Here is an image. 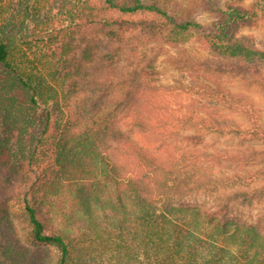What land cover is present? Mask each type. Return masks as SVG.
I'll return each mask as SVG.
<instances>
[{
	"label": "trees",
	"instance_id": "trees-1",
	"mask_svg": "<svg viewBox=\"0 0 264 264\" xmlns=\"http://www.w3.org/2000/svg\"><path fill=\"white\" fill-rule=\"evenodd\" d=\"M246 1L223 0L201 24L142 0H0V264H264V217L243 216L264 196L254 185L264 178V153L250 156L260 169L233 175L242 187L221 205L188 197L200 173L186 164L196 155L175 156L170 130L152 123L147 98L161 85L135 56L156 41L194 43L210 54L203 70L227 66L264 82V49L241 34L264 21V0ZM140 12L155 18L127 48L134 61L118 68L122 50L111 46L97 70L96 32L123 43L124 16ZM196 59L190 68L200 69ZM93 78L88 94L82 86ZM188 88L180 123L201 131L182 143L208 134L264 142L251 111L244 129L198 114L202 98L234 110L236 98L209 85ZM79 97L84 107L73 111ZM12 186L26 191L8 195Z\"/></svg>",
	"mask_w": 264,
	"mask_h": 264
},
{
	"label": "rangeland",
	"instance_id": "rangeland-1",
	"mask_svg": "<svg viewBox=\"0 0 264 264\" xmlns=\"http://www.w3.org/2000/svg\"><path fill=\"white\" fill-rule=\"evenodd\" d=\"M252 1H246L245 5L250 4ZM142 2L145 5H156L161 8L167 6L177 12L179 16H192L201 24H209L215 16L214 10L223 3V0H142ZM153 18L155 17L149 12L124 16L126 25L130 27V32L125 36L123 43L112 41L104 33L96 32V36H100V39H98L97 70L101 67L100 59L109 53L111 46L113 48L119 47L122 50L118 68L127 61H134L132 57H129L127 48L130 44L131 46L136 44V39H140L151 30L149 27L154 26L151 21ZM241 34L251 37L258 47L264 49V21L255 26L243 28ZM146 46L140 48L135 56L141 59L140 65L151 72L155 85H161L156 94L147 98L155 114H152V123L161 124V126L170 130L166 140L175 146V150L173 149L175 156L182 153L196 155L194 163L191 160L186 164L188 173L195 171L200 173L197 176V183L191 184L194 190L188 197L206 206H219L226 196L234 194L237 189L242 187L238 182H232L233 175L245 176L262 167L260 160L250 162L253 160L250 156L254 153H264V142L240 143L228 136L208 134L205 137L201 135V143L199 144L182 143V138L190 139L201 131L190 125L194 121H189V124H186V122L185 124L180 123L185 120L186 107L191 104L188 98L193 96L188 87L192 83L196 87L209 85L236 98L241 105L239 109H228L215 100H212L216 102L213 103L202 98L201 100L204 101L206 107L203 111L200 110L197 113L203 115L210 113L209 118L204 117L208 123L219 122L224 124L231 122L242 129L249 128L251 117L246 115L244 111H251L257 125L264 128V82L254 81L251 77L227 66L220 70L215 64L216 67L210 65L209 70H203L201 62L205 61L210 54L194 43L173 47L161 41H156ZM77 48V51L82 49L81 46H77ZM196 58L199 59L198 66L200 69L189 67V60H197ZM97 70H93V76L99 73ZM94 81L93 78L84 83L83 86L81 85L88 94L91 93L90 89H92ZM140 87L145 88V85ZM81 103L80 97L77 100L75 99L72 110L83 108L84 106L79 105L80 107H78L76 105ZM197 105L199 104L194 103L193 109ZM136 138L141 143L145 141L141 136H136ZM148 143L147 145H153L152 142ZM169 151L172 152L171 149ZM245 161L250 163H244ZM254 185L256 187L264 186V178L259 179ZM16 188V186H12L11 189L7 188L5 190L8 195H16L17 193L23 195L26 191L24 186H19L15 192ZM243 188L246 189V187ZM238 208L242 209L240 205H238ZM243 211L244 217H264V196L261 199L254 200L253 204L248 209L244 208Z\"/></svg>",
	"mask_w": 264,
	"mask_h": 264
}]
</instances>
